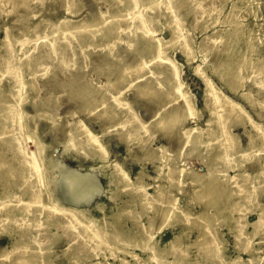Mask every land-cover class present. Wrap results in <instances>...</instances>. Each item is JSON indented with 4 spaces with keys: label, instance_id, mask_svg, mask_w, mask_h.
I'll return each mask as SVG.
<instances>
[{
    "label": "bare ground",
    "instance_id": "obj_1",
    "mask_svg": "<svg viewBox=\"0 0 264 264\" xmlns=\"http://www.w3.org/2000/svg\"><path fill=\"white\" fill-rule=\"evenodd\" d=\"M120 1L126 5L133 21L134 29L130 34L135 37V42L127 47L126 53L100 47L89 57L93 69H87L88 65L81 61L83 55L80 53L84 50L76 53L70 32L60 36L56 33L54 39L46 40L42 45L34 44L33 48L37 50L31 54L32 51L25 50V45L30 40L40 39L35 38V28L22 25L14 31L13 24L5 28L0 80L6 78L9 86L7 92L0 91V234L10 237L12 242L10 248L0 252V264H51L50 247L61 236L60 232L66 234L65 251L79 246L94 257L102 253L101 261L87 264H141L140 252L147 254L142 264H226L222 234L225 221L230 223L227 228L234 237L235 248L250 255L241 260V264L253 263L257 249L253 248L251 239L264 221V204L258 201L264 193V159L255 165L258 169L254 174L241 172L243 163L238 158V138L231 132V127L241 118H247L255 130L249 135V145L259 140L263 151L264 128L206 77H203L206 85L204 100L211 133L204 139L198 127H182L187 118L197 115V111L193 96L184 89L178 68L166 56L163 44L171 45L185 16L172 24L171 37L163 43L155 37L152 19L143 14L145 6L138 4V0ZM195 1L164 0V4L167 11L184 7L185 15L202 13L203 7ZM131 3L135 11L131 9ZM27 4L28 0H0V9L8 5L9 13L19 6L26 8ZM67 11L77 12L73 7H68ZM27 16H31L28 9L24 15L16 14L14 22ZM183 50L188 54L186 45ZM67 59L69 70L66 71L67 67L59 70ZM51 62H56L57 68H48ZM92 70L95 78L90 77ZM49 72V80H46L49 91L64 87L68 99L76 103L78 108L71 111L72 115L77 112L90 115L93 109L100 108L101 121L122 127L114 139L123 142L129 152L130 144H137L143 152V162L153 164L156 173L165 161V183H157V177L145 170L132 177L122 163L110 161L102 135L91 132L77 121L75 123L85 130V140L77 149L78 133L71 128L67 151L90 165L108 160L110 183L126 194L114 215L101 219L89 217L85 211L102 192L96 172L72 168L59 158L54 160L53 167L50 166L46 144L37 128L39 120L46 119L45 113L37 101L30 104L35 108L33 115L25 110L28 95L31 92L37 94L39 90L36 81ZM101 76L105 81L100 83ZM128 79H137L136 97L146 96L158 104L165 101L171 107L165 115L154 110L155 123L152 125L171 137L174 133L178 135L176 146L179 148L174 155L165 157L162 145H152L157 130H147L148 125L123 93V83ZM261 88L258 86V91ZM52 101L56 104V100ZM184 146L188 151L182 154ZM199 166H204L205 171L202 172ZM261 175L262 181H253ZM179 194L184 195L183 203ZM117 195L112 193L110 198ZM221 201L224 204H220ZM225 204L231 208L226 216L223 214ZM251 207L258 208V213L248 231L246 215L253 210ZM10 225L17 227L13 233L8 230ZM173 226L181 227L164 246H159V233ZM193 230L197 234L191 239L189 234ZM9 256L8 263L2 260ZM74 256L69 258V263L79 264ZM108 256L113 262L107 261ZM237 258L230 264H236Z\"/></svg>",
    "mask_w": 264,
    "mask_h": 264
},
{
    "label": "rangeland",
    "instance_id": "obj_2",
    "mask_svg": "<svg viewBox=\"0 0 264 264\" xmlns=\"http://www.w3.org/2000/svg\"><path fill=\"white\" fill-rule=\"evenodd\" d=\"M195 3L203 7V12L185 15L184 7H179L175 11H167L164 0H138V4L146 8L143 14L146 18L152 19L151 27L155 30V37L160 38L163 43L171 37L172 24L179 22L182 15L185 16L181 20L180 30L174 36L171 45L163 44L166 56L173 60L178 68L179 78L184 89L193 96L197 111V115L187 118L182 127L185 129L198 127L202 130L204 139L211 133L212 129L207 125L209 112L204 100L206 85L203 77H206L216 89L239 103L247 115L264 128V0H196ZM68 7L75 8L77 12L69 13ZM132 8L135 11L131 3ZM9 9L8 5H4L0 9V58L3 53L2 40L5 36V28L12 24L14 31L22 25L36 29H34L35 38L39 37L40 39L30 40L25 45V50L32 51L31 54L36 53L37 50L33 48L34 44L42 45L46 40L54 39L56 33H58L57 36H60L70 32L75 42L76 53L84 50L80 55H83L81 61L88 65L87 69L91 65L94 66L92 63L89 64V57L94 56L100 47L117 53H126L128 52L127 47L135 42V37L130 34L134 29L133 21L126 10V5H123L120 0H28L26 8L19 6L15 11L8 13ZM27 9L31 16L15 23L16 14L24 15ZM39 21L42 22L39 24ZM184 45L188 49V54L183 50ZM69 63V59H67L66 64L62 65L59 70L64 67H67L66 71L69 70ZM54 67L57 68L56 62H51V65L48 66V68ZM91 69L93 68L91 67ZM49 74L51 73L43 74L36 81L39 90L37 94L31 92L28 95L25 110L29 115H33L35 108L30 104L37 101L40 104V109L45 113L46 119L41 118L37 128L46 144V156L50 166L53 167L54 160L59 158L72 168L78 167L82 171L96 172L102 192L94 198L88 210L85 211L89 217L101 219L104 216L114 215L122 205L126 194L110 183L111 169L108 160L96 161L90 165L86 160L76 159L71 152L67 151L66 144L71 128L78 133L76 135L77 149L80 147V143L85 140V130L75 123L77 121H81L83 126L90 129L91 132L102 135V140L109 150L110 161L115 160L122 163L124 169L129 171L132 177H135L140 170H145L147 174L157 177V183H165L163 176L165 161H162V169L160 168V172L158 171L157 174L153 164L143 162V152L137 144L131 143L129 152L123 142L114 139L122 127L119 128L116 124L110 126L111 123L101 121L98 116L100 108L93 109L90 115L87 112H77L72 115L71 111L75 112L78 108L76 103L68 99V92L64 87L49 91L46 81L49 80ZM90 74V77H94V70ZM103 81L105 78L101 76L98 82ZM137 84V79H128L126 83H123V93L141 119L148 125L147 130L149 132L157 130L156 140L152 141V145H162L165 157L174 155L178 147L176 145L179 144L178 135L173 132L174 135L171 137L172 135H167L163 129L158 130L152 125L155 123L154 110L165 115L171 107L169 104H165V101L158 104L154 99H148L146 96L136 97ZM8 86L9 81L2 78L0 91L7 92ZM258 86L262 87L260 91H258ZM53 99L56 100V104L52 101ZM151 108L153 109L150 110ZM254 131L247 118H241L231 127V132L238 138L237 143L240 149L238 158L243 163L240 171L247 174H254L258 169L255 165L259 160L264 159L261 141L255 140L249 145V135ZM187 151L186 146L181 150L182 154ZM54 155L55 158H53ZM199 169L202 172L205 171L204 166H199ZM262 180V175L253 178L255 182ZM150 192H153V189ZM112 193L118 195L110 198ZM178 196L183 203L184 195L179 194ZM233 198L235 197L233 196ZM258 201L264 204V193L260 195ZM220 204H224L223 201ZM225 206L224 216L231 209L227 204ZM251 208L253 210H250L246 215L249 223L248 231L252 229L250 224L257 219L258 213V208ZM193 209L197 208L193 206ZM125 223L130 225L128 221ZM228 224H230L229 221H225L222 229L225 239L224 263L230 264L235 257H238L236 264H241V260L250 258V255L241 253L235 248V240L228 231ZM177 227L173 226L159 233V237H157L159 246H164L174 236V232L179 231L181 226L176 229ZM16 228L15 225H10L8 230L13 233ZM54 231L53 228L52 232ZM59 234L61 236L50 247L51 264H71L69 258H73V253L77 254L74 257H77L79 264L102 260V253L94 257V254L92 256L84 247L81 249L79 246L73 247V249L65 251L68 245L66 234L62 235V232ZM196 234L197 232L193 230L189 234V238L194 239ZM11 242L10 237L0 234V252L5 248H10ZM251 242L253 248L257 249L253 255L255 260L251 264H264V221L260 223ZM139 252L136 251V253ZM190 255L192 258L194 257L192 252ZM146 256L147 254L140 252L139 257L142 260L139 262L141 264ZM10 258L11 256L2 258V260L8 263ZM167 260L170 261V258ZM107 261L111 263L113 259L108 256Z\"/></svg>",
    "mask_w": 264,
    "mask_h": 264
}]
</instances>
